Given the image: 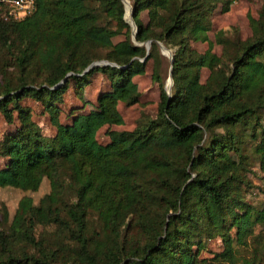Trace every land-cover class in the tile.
<instances>
[{"label": "trees", "instance_id": "trees-1", "mask_svg": "<svg viewBox=\"0 0 264 264\" xmlns=\"http://www.w3.org/2000/svg\"><path fill=\"white\" fill-rule=\"evenodd\" d=\"M34 1L32 13L12 19L0 0V112L13 123L17 110L19 121L0 187L34 192L47 178L50 190L37 203L21 197L10 222L1 206L0 264H264V200L246 195L253 168L264 172V2L251 37L215 34L218 55L211 18L232 0H128L135 39L125 0ZM197 42L209 48L199 52ZM159 44L174 49L170 93ZM149 61L160 84L156 116L107 130L100 143L101 127L123 123L118 103L138 102L133 77ZM95 73L109 88L61 123L70 83L81 98ZM25 97L43 105L51 138L19 105Z\"/></svg>", "mask_w": 264, "mask_h": 264}, {"label": "rangeland", "instance_id": "rangeland-1", "mask_svg": "<svg viewBox=\"0 0 264 264\" xmlns=\"http://www.w3.org/2000/svg\"><path fill=\"white\" fill-rule=\"evenodd\" d=\"M263 2L264 0H232L227 12L223 13L219 8L216 9L211 18V30L208 32L209 39L213 41L211 50L218 55L222 53L221 46L215 44L214 42L215 34L219 31L223 32L225 37L234 41H241L251 37L253 31L250 25V19L258 18V14ZM130 7V2L127 0L125 6L127 11L126 20L131 25L133 20L129 13ZM141 19L144 22L147 20L145 12L142 13ZM131 28L132 39H135V24L134 27L131 26ZM119 39H121L120 36L114 40L117 41ZM192 45L199 52H204L209 48L207 42H197L193 43ZM159 47L162 55V63L159 69L160 78L163 82L164 88L170 93L173 82L171 83L169 79V71L171 68V58L174 49L166 47L163 44H159ZM162 47L165 50H163ZM3 60L4 53L0 50V70L4 65ZM6 70L10 74H13V76L17 75L16 71H14L11 67ZM133 80L137 84L138 91L140 93L138 102L132 105H125L122 102L118 103L117 108L122 115L123 123L121 125H105L101 127L96 134V138L100 143H106L109 141L108 135L106 134L107 130H131L137 124L152 119L156 116L157 107L160 100V84L153 76L152 62L149 61L147 63L144 74L134 76ZM108 88V80L106 79L105 75L101 73H95L90 78V83L84 87L81 98L76 94L72 83H70L66 92L63 94L61 102L58 103L60 108V122L63 124L69 123L71 120V115L69 113H84L92 109L96 103L98 93L102 90H107ZM19 105L29 109L31 119L40 127L41 132L45 137L50 136L49 138H51L55 134V127L51 123L49 115L44 110L43 105L39 101H36L30 97H25L19 102ZM13 115L14 122L7 123L3 114L0 112V168H4L8 161V156L5 154L8 137L19 126L17 110H13ZM205 137L206 135H204V138ZM253 171L254 175L253 173L249 174V178L253 181V186L255 187L250 189L246 195H248L247 197L251 202L258 203L264 200V172H261L256 167L253 168ZM49 190L50 186L47 178H43L38 190L34 192L23 191L9 186L0 187V213L1 206L5 205L9 214L8 220L10 222L21 197L24 195L31 196L33 201L37 203L46 193L49 192ZM44 229L45 228L39 226L36 228L35 232L39 235ZM46 229L49 230L50 228ZM43 234L46 233L44 232ZM219 244V239L212 241L210 245L211 250L213 252L217 251L219 249ZM204 254L208 256L211 255V253ZM239 254L240 256H244L247 254V250H241Z\"/></svg>", "mask_w": 264, "mask_h": 264}, {"label": "built area", "instance_id": "built-area-1", "mask_svg": "<svg viewBox=\"0 0 264 264\" xmlns=\"http://www.w3.org/2000/svg\"><path fill=\"white\" fill-rule=\"evenodd\" d=\"M9 6L8 16L12 19H22L35 9L34 0H5Z\"/></svg>", "mask_w": 264, "mask_h": 264}, {"label": "water", "instance_id": "water-1", "mask_svg": "<svg viewBox=\"0 0 264 264\" xmlns=\"http://www.w3.org/2000/svg\"><path fill=\"white\" fill-rule=\"evenodd\" d=\"M124 2H125V6H126L127 1L125 0ZM129 13H130V16H132L131 7H130V11H129ZM131 26L134 27L133 22H131ZM150 44H151V40H148L147 43H146V49H147V50H149ZM162 49L165 50L163 47H162ZM172 62H173V59L171 58V64H172ZM100 63H107V62H104V61L94 62V63H92L91 65H89L87 69H89V68H90L92 65H94V64H100ZM87 69H86V70H87ZM171 74H172V70H171V68H170V71H169V79H170V81H171V83H172V77H171ZM170 85H171V84H170Z\"/></svg>", "mask_w": 264, "mask_h": 264}, {"label": "bare ground", "instance_id": "bare-ground-1", "mask_svg": "<svg viewBox=\"0 0 264 264\" xmlns=\"http://www.w3.org/2000/svg\"><path fill=\"white\" fill-rule=\"evenodd\" d=\"M126 14H127V11H126ZM129 14V13H128Z\"/></svg>", "mask_w": 264, "mask_h": 264}]
</instances>
